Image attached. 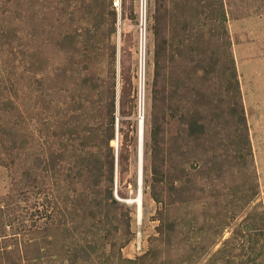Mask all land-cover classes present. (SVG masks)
<instances>
[{
	"label": "rangeland",
	"instance_id": "rangeland-1",
	"mask_svg": "<svg viewBox=\"0 0 264 264\" xmlns=\"http://www.w3.org/2000/svg\"><path fill=\"white\" fill-rule=\"evenodd\" d=\"M0 264H264V0H0Z\"/></svg>",
	"mask_w": 264,
	"mask_h": 264
},
{
	"label": "bare ground",
	"instance_id": "bare-ground-1",
	"mask_svg": "<svg viewBox=\"0 0 264 264\" xmlns=\"http://www.w3.org/2000/svg\"><path fill=\"white\" fill-rule=\"evenodd\" d=\"M144 9V8H143ZM144 11V10H143ZM144 37V36H143Z\"/></svg>",
	"mask_w": 264,
	"mask_h": 264
}]
</instances>
